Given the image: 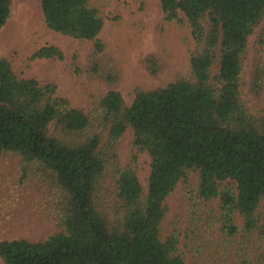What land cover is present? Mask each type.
Returning <instances> with one entry per match:
<instances>
[{
  "label": "trees",
  "instance_id": "1",
  "mask_svg": "<svg viewBox=\"0 0 264 264\" xmlns=\"http://www.w3.org/2000/svg\"><path fill=\"white\" fill-rule=\"evenodd\" d=\"M161 4L166 20H184L190 28L192 77L138 86L131 105L111 89L88 109L74 106L58 94L55 81L22 76L0 55V152L20 155L24 173L42 171L62 191L60 228L39 240L1 239L5 264H187L179 235L163 238L161 223L167 197L191 172L198 173L199 195L218 200L225 244L241 231L264 235V104L253 109L242 95L249 38L264 21V0ZM12 6L13 0H0V30ZM41 7L50 29L93 42L88 68L74 54L76 72L87 69L114 82L118 74L105 61L99 37L106 22L102 8L92 0H41ZM64 54L60 46L46 44L30 59L64 60ZM252 87L261 98V61ZM128 126L135 133L134 159L143 151L151 156L149 189L146 193L131 165L113 166L118 196L113 222L95 195L109 162H117L114 147ZM237 214L244 218L242 228Z\"/></svg>",
  "mask_w": 264,
  "mask_h": 264
},
{
  "label": "rangeland",
  "instance_id": "2",
  "mask_svg": "<svg viewBox=\"0 0 264 264\" xmlns=\"http://www.w3.org/2000/svg\"><path fill=\"white\" fill-rule=\"evenodd\" d=\"M92 1L106 17L99 37L106 45L105 61L117 71L114 82L92 75L87 69L76 72L74 54L79 55L81 66L88 68L93 42L50 29L41 0H13L11 16L0 30V55L11 60L22 76L55 81L58 94L70 99L72 105L86 109L111 89L120 90L126 104L131 105L138 86L149 89L166 86L177 77H192L190 54L194 41L190 28L184 20H166L161 0ZM46 44L60 46L65 59L31 60L32 53ZM260 61L264 65V21L249 38V53L243 66L242 95L253 109L264 104V91L259 98L252 87ZM218 71L219 61L213 73ZM134 138V129L128 126L114 147L117 162H109L96 191L100 210L113 222L118 202L113 166L131 165L145 192L149 189L151 156L143 151L134 159ZM198 184V173L191 172L189 179L181 180L167 197L162 237L172 232L179 235L178 245L187 264H264V235H246L241 231L225 244L218 200L203 199ZM61 201V189L42 171L30 169L24 173L20 155L0 152V240L48 237L60 228ZM236 220L240 228L244 227L243 216L237 214ZM244 242L249 245L246 249H242ZM0 264H5L1 258Z\"/></svg>",
  "mask_w": 264,
  "mask_h": 264
}]
</instances>
